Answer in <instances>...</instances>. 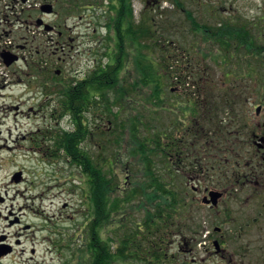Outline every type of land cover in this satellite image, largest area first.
Returning <instances> with one entry per match:
<instances>
[{"label": "rangeland", "instance_id": "obj_1", "mask_svg": "<svg viewBox=\"0 0 264 264\" xmlns=\"http://www.w3.org/2000/svg\"><path fill=\"white\" fill-rule=\"evenodd\" d=\"M180 1L184 9L192 11L200 23L210 22L216 25L221 17L231 15V18L242 17L251 23V29L254 27L257 33H263L264 0ZM87 2L93 3L95 8L91 10L89 22L84 16L83 19H79L77 15L67 22L75 38L74 42L70 43L72 45L70 52H67V47L65 48L64 39L60 40L55 36H52L54 40L56 39L52 42H49L51 36L48 35H38L29 42L28 73L31 71V62L37 61L41 69L35 70L33 74L37 73L36 78L41 83L44 81L51 86L43 88L40 83V87L37 88L33 84L30 85L34 79L30 73L29 76L22 75L25 82L31 81L29 84L9 89V107L16 105L20 107L15 118L13 111H9V131L8 134L6 132L2 134V137H8L10 150L2 151L0 155L2 161L0 194L2 196L6 194L8 198L7 203H0V212L2 215L12 212L10 217L18 216L22 225L24 223L31 225L33 241L26 243V252L22 257L13 254L4 261L5 264H64L66 261L68 264H88L87 255L85 257V254H82L85 258L83 261L81 256H78L80 253L77 257L72 256L75 244L79 246L83 244L87 210L84 202L86 194H82L80 189L72 190L70 187L73 184H81L84 188L82 185L84 178L79 170L63 160L53 162L47 159L41 154V149L35 142L31 141L40 139L57 124L65 128L70 126L67 118L58 121L55 115H52L58 97L57 90L67 81L65 77H70V70L83 73L91 69L93 59L106 61L101 57L106 46H99V43L108 42L105 39L109 34L104 24L111 15L108 12L109 0L81 1L84 4ZM126 5L132 9L135 24L140 22L142 13L147 18L154 17V27L167 47L150 48L151 46H148L150 42L144 40L146 46L143 52L152 58L154 68H159L161 73L159 79L162 83L163 105L150 104L148 97L151 89L142 83L139 87L136 84L135 87L131 86L138 77L135 63L137 52L133 47L127 68L121 74V78L126 77L125 84L129 91L120 105L113 107L118 113L115 119L125 126L123 130L118 128L121 130L120 133L111 134L110 129L113 125L107 118L105 119L100 109L92 115L90 136L86 142L89 153L97 160L100 158V146L107 148L108 158L114 149H119L113 171L117 173L121 183L120 189L123 191L132 188L136 182L147 180L146 169L135 161L128 146L132 117L140 115L141 136L148 138L152 130L174 132L170 144L169 140H166L169 146L165 149L168 151L173 143L177 144L178 151H181L179 168L172 171L168 168L172 162L168 157L165 163L161 156H156L153 163L156 175L169 183L167 185L169 188L180 194L183 190L192 193L190 186H186L187 181L191 180V185L193 183V186L200 187L201 191L208 187L223 192L224 195L221 205L216 209L196 206L197 209L191 216L193 218L191 224L195 230L180 234V238L192 240L194 254L180 252L177 247V233H173L174 229L172 231L164 229L168 235L164 245L167 259L161 264H193L190 258L196 260L194 264H264V189L233 185L232 192L225 191L229 184L225 181L227 177L225 171L235 162L240 164L254 162L252 132L264 133V62L257 60L256 56L249 57L244 49L233 56V64L229 59V62H224L221 56L224 55V51L220 49L218 52L216 49L219 46L203 41L202 36H197L191 31L184 12L173 0H166L162 4L155 0H128ZM86 23H89L88 28L85 27ZM92 29H96V36L90 37ZM86 33L89 37L85 35ZM24 43L14 40L16 46ZM37 50L40 54L36 55ZM54 51L56 54L51 55ZM163 56L168 57L166 62L162 61ZM45 61L48 63L47 66ZM166 64L169 65V71H172V68L177 73L183 71V77H186L184 85H174L177 74L166 75L164 67ZM50 66H53L52 70ZM54 68L62 69V76L51 78ZM171 88L172 91L169 90ZM191 103L196 105L194 114L190 110H185ZM30 107H34L37 112L27 115V109ZM259 107L260 111L257 112ZM258 125L262 128L259 129ZM235 143L241 145L240 157L239 154L232 152V144ZM16 172H21L22 180L19 183L13 180ZM254 194L262 195V198L255 199ZM138 202L139 198L132 201L123 216L115 215L112 226L106 230L107 237L113 238L116 242L124 230L134 227L136 222L144 219L147 206H136ZM155 206V202L148 204V211H153ZM161 207L163 212V204ZM216 228H220L221 231H216ZM0 229L1 234H7L11 242H14L19 226L15 224L6 226L4 221L0 220ZM60 233H63L62 238L66 241L72 239V242H76L71 244L70 250L58 251L54 245L53 242ZM220 236H223L222 242L225 244L223 247L225 253L222 257L211 253L213 251L211 243ZM16 249L18 251L19 248ZM30 249L34 250V255L29 253ZM30 256L33 258L28 260ZM117 264L142 263L125 260Z\"/></svg>", "mask_w": 264, "mask_h": 264}, {"label": "trees", "instance_id": "obj_2", "mask_svg": "<svg viewBox=\"0 0 264 264\" xmlns=\"http://www.w3.org/2000/svg\"><path fill=\"white\" fill-rule=\"evenodd\" d=\"M127 1L109 0L108 12L111 15L105 24L109 36L105 39L108 42H103L106 48L102 53L106 61L88 72L86 79L79 81L75 87L57 90L58 97L52 115H55L58 121L67 118L70 126L65 128L57 124L40 139H33V143L35 142L41 149L40 152L43 156L53 162L63 160L79 170L84 178L82 184L85 186L84 188L81 184H73L70 187L72 190L80 189L82 194H86L84 202L87 214L83 244L76 245L72 239L66 241L62 238L63 233H60L53 243L58 251H68L72 248L71 244H75V247L72 248L74 250L72 256L77 257L80 253L78 256H81L83 261L85 258L82 257V254H85V257L86 255L88 257V264H117L125 260L142 264H161L165 261L167 257L164 245L167 233L164 232V229H167V226L164 224L161 206L167 194L177 193L169 188L167 186L169 183L162 181L153 169L154 157L161 156L165 163L167 157L169 161H172L169 163V169L178 170L181 157L177 144L173 143L168 151L165 149L169 146L174 132L163 133L152 130L148 138L141 136L139 132L140 115L136 114L132 117L128 146L135 161L137 160L146 169L147 180L136 182L132 188L123 191L120 189L121 183L118 180V175L113 171L115 158L117 156V160L119 156V149H114L108 158L107 148L100 146V158L95 160L89 153L86 144L90 136L92 115H95L100 109L105 115V119L107 118L113 125L110 129L111 134L120 133L121 130L118 128L123 130L125 126L115 119L118 113L113 110V107L120 105L129 91L125 84L126 77L121 78V74L127 68L130 51L133 47L137 52L135 63L138 77L134 84L131 83V86L136 84L139 87L142 83L151 89L148 97L150 104L162 103L163 105L162 83L159 79L160 70L154 68L152 58L143 52V48L146 46L144 40L147 39L150 42L148 44L151 46L150 48L154 46L161 49L165 45L164 39H160L158 30L154 27V17L147 18L142 13L140 22L135 24L132 9L126 5ZM173 1L184 12L190 30L195 35L202 36L203 41L209 42L213 46H219L216 49L218 52L220 49L224 51V55H221L224 62L230 60L232 63L233 56L243 49L249 57L256 56L257 60L264 62V42H261L264 41V30L263 33H257V29L253 27L254 31H252L251 23L242 17L231 18V15L221 17L216 25H212L210 22L200 23L192 11L184 9L180 0ZM155 2L162 4L166 0H155ZM167 58V56H163L162 61L166 62ZM168 66V64L164 66L166 75L177 74V83L186 81L183 71L177 73L174 68L169 71ZM172 88L169 90L172 91ZM189 106L185 110H190L194 114L196 105L191 103ZM166 140H169V144H166ZM232 148V152L239 154L240 157L241 145L235 143L232 144ZM183 192L185 191L183 190ZM138 198L139 202L136 206H147L144 219L141 222H136L134 227L124 230L121 238L116 242L113 238L107 237L106 230L112 226L115 215L121 217L122 214H126L127 206ZM152 202H155L156 206L153 211L149 212L148 204L150 205ZM116 224L118 225V223ZM64 264H68V262L66 261Z\"/></svg>", "mask_w": 264, "mask_h": 264}, {"label": "flooded vegetation", "instance_id": "obj_3", "mask_svg": "<svg viewBox=\"0 0 264 264\" xmlns=\"http://www.w3.org/2000/svg\"><path fill=\"white\" fill-rule=\"evenodd\" d=\"M39 6L34 8V20L32 21V24L37 29H43L42 33H48L51 36H55V38L58 39H64L66 45L65 48L68 49L67 52H70V48L72 49L71 42H74L73 37V31L70 26H68L67 22L68 20L75 15L79 19H83V16L87 19L91 18V10L95 9L93 3H81V1L84 0H38ZM87 1V0H86ZM36 6V5H35ZM50 10V11H49ZM81 11V12H80ZM80 12V14H78ZM89 23H86L85 27L88 28ZM44 27L47 29L50 28L49 31H45ZM96 34V29H92V32L90 34V37H93ZM89 37V34L86 33ZM50 37L49 39H51ZM95 38V37H94ZM92 38V39H94ZM33 40V38H31ZM100 45V43H99ZM63 49V47H62ZM23 52L30 53V44L24 45L22 47ZM55 54V51L53 55ZM93 68L94 69L100 62L97 59H93ZM55 67V64L53 65ZM53 66H50V70H52ZM91 70H88L87 72H79L70 70V77L67 76L65 79L67 80L64 85H62L61 88L63 89H71L75 87L79 81L85 80L88 72ZM50 72V71H49ZM62 69H53L51 78H57L59 76H62ZM40 81L36 80L33 81V85L35 87H40ZM41 85L44 88L50 87L51 85L44 82L41 83ZM64 86V87H63ZM15 87H22L21 85H16L11 88ZM9 98V89L0 88V155L2 151L8 152L10 150V147L8 145V137L4 136L2 137L3 132H6L8 134L9 128H8V119H9V111H13L14 115L13 117L17 115V112L19 111L20 105L11 106L9 107L8 103ZM40 111V109L38 110ZM31 112H37V110H34V107H30L27 109V115H30ZM24 113V112H22ZM259 129L262 127L260 125L257 126ZM261 137H264L263 132H259L258 134L254 131L252 132L251 136V145L253 149L255 150V153L253 154L252 158L255 159L254 162H246L244 164L236 163L231 164V168L225 171V181L229 182L227 186L225 187V191L232 192L231 188L233 185H241L242 187H253L255 189L260 188V190L264 189V147L260 148L256 145V141H258ZM25 139V137H22ZM181 152V151H180ZM2 170V161L0 158V173ZM191 181V180H190ZM190 181L186 183V186H190V190L192 193H176V194H167L165 196V201L163 203V219L164 224L167 226V229H170L173 233H177L178 235V242L177 247L182 253H188V254H194V246L192 244L191 239H186L184 237L180 238V234L193 232L195 229L193 225L191 224V220H193L192 213L193 211H196V206L201 205L204 207L209 208L210 210L216 209L219 207L223 200L222 197L218 200L216 205H212L209 196V191L212 190L208 187H205L202 191L200 187L193 186V183L191 185ZM231 183V184H230ZM252 184V185H251ZM230 186V188H229ZM241 189V188H240ZM236 190V189H235ZM229 194V193H228ZM231 194V193H230ZM227 196V194L225 195ZM232 196V195H231ZM255 199L262 198V195L257 196L256 194L253 195ZM198 198V199H197ZM8 198L6 197V194L3 196L0 194V203H7ZM22 209V208H21ZM12 212H8L4 215L0 212V220H3L4 223L9 225H17L19 226L18 232L15 234L16 238L14 239V242H11L9 236L7 234H1L0 233V264H5L4 261L12 256L13 254H18L20 257H22L25 252L26 248L25 245L28 241L32 243L33 241V227L27 223H24L22 225V221L18 216H12ZM11 218V219H10ZM216 231H221L220 228H216ZM1 232V229H0ZM168 237V235H167ZM222 237L220 236L219 239L214 240L211 243L213 251L211 253H214L215 255H219L222 257V255L225 253V250H223V247L225 244L222 242ZM216 242H218V245H216ZM12 246V249L10 248V251L8 250L7 246ZM19 248L18 251H16V248ZM5 252H8L7 254H4ZM29 253L31 255H34V250L30 249ZM33 258V256H30L28 260ZM191 263H195L194 258H190Z\"/></svg>", "mask_w": 264, "mask_h": 264}, {"label": "water", "instance_id": "obj_4", "mask_svg": "<svg viewBox=\"0 0 264 264\" xmlns=\"http://www.w3.org/2000/svg\"><path fill=\"white\" fill-rule=\"evenodd\" d=\"M2 57L6 63V65H10L13 61L17 60V57L14 55H11L9 53H2ZM260 111V108H257V112ZM264 144V137L260 138L259 142H256V145L260 148L263 147ZM21 178V173H15V175L13 176V179L18 182L20 181ZM222 193L221 192H217V191H210L209 192V196H210V200L209 202H211L212 204L216 205L218 199L221 197ZM10 251V249H9Z\"/></svg>", "mask_w": 264, "mask_h": 264}, {"label": "built area", "instance_id": "obj_5", "mask_svg": "<svg viewBox=\"0 0 264 264\" xmlns=\"http://www.w3.org/2000/svg\"><path fill=\"white\" fill-rule=\"evenodd\" d=\"M0 73H2V70H1V68H0Z\"/></svg>", "mask_w": 264, "mask_h": 264}]
</instances>
